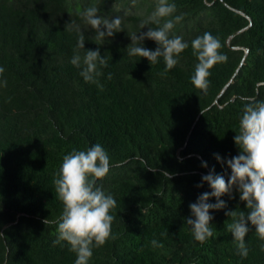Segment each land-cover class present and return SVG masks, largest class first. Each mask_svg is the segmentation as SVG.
I'll return each mask as SVG.
<instances>
[{
	"label": "trees",
	"instance_id": "16d2710c",
	"mask_svg": "<svg viewBox=\"0 0 264 264\" xmlns=\"http://www.w3.org/2000/svg\"><path fill=\"white\" fill-rule=\"evenodd\" d=\"M169 2L174 15L187 14L169 36L189 47L162 75V57L151 64L128 55L131 36L159 27L141 28L156 0H0V79L7 81L0 87V264H74L66 242L53 245L63 209L53 179L64 155L95 144L110 158L97 186L116 201L115 239L94 247L89 264H264V241L253 226L246 258L228 231L226 212L247 213L235 188L231 199L220 197L225 208L210 210L213 237L201 244L186 224L194 219L189 204L211 191L207 183L196 187L202 176L214 170L227 181L231 174L222 161L239 154L242 98L264 100V0ZM92 6L102 18L121 17L122 31L98 40L82 17ZM80 32L84 50L99 49L108 60L97 78L103 90L70 63L84 56L76 47ZM205 32L227 57L210 70L206 93L190 82L198 63L191 41ZM142 46L158 47L149 39ZM153 239L163 247L153 248Z\"/></svg>",
	"mask_w": 264,
	"mask_h": 264
},
{
	"label": "clouds",
	"instance_id": "9594fccd",
	"mask_svg": "<svg viewBox=\"0 0 264 264\" xmlns=\"http://www.w3.org/2000/svg\"><path fill=\"white\" fill-rule=\"evenodd\" d=\"M99 9L95 6L88 7L82 13L85 22L96 32L98 40L112 37L116 32L122 31L121 17L106 19L97 15ZM177 8L175 3L169 0H156L153 13L141 22V28L148 24H156L159 27L150 28L148 31L131 36V42L135 45L128 48V55L145 58L151 64H156L159 58H163L165 68L162 75L167 74L177 63V57L189 47L188 42L182 36H172L169 33L176 24L183 21L186 13L174 15ZM161 25V19H164ZM104 30H101V29ZM145 39L153 40L158 47L155 50L142 46ZM85 36L79 33L77 49L84 50ZM222 45L218 38L205 32L191 41L193 55L198 63L195 65L194 74L190 78L191 84L201 92L206 93L209 87L210 70L217 64L224 63L227 57L221 53ZM70 63L80 68V76L86 83H94L103 90L98 77L103 75L101 68L108 67V60L102 58L99 49L84 50L83 58L76 53ZM5 69L0 66V77ZM109 73L107 79H111ZM7 81L0 79V87H6ZM242 115L239 119V127L234 136V143L239 148V154L222 161L230 169L227 181L223 175H214L210 171L202 176L201 187L207 183L210 192H204L198 196L195 203L189 204L191 216L186 224L190 226L194 239L201 244L213 237L210 221L213 217L210 210H220L226 207V203L220 199L228 194L232 198L235 188L239 192L240 201L245 203L247 213L244 211H229L225 215L232 217L233 221L228 225V231L232 234L237 246V254L246 258L249 248L245 243V236L249 232V225L255 228L259 240L264 241V100H257L255 96L242 98ZM202 114V113H201ZM215 159L221 162L217 154ZM143 163L144 161L141 160ZM201 167H207L202 163ZM155 172L156 169H148ZM110 171V158L106 150L95 144L85 150L73 149L63 156L59 171L53 179L55 191L63 204L62 213L57 222V238L53 245L66 242L69 251L76 254L74 264H89L94 247L103 246L109 239H115L112 234V224L115 217L111 214L116 208V201L111 194H105L97 181L102 180ZM167 179L171 174L162 172ZM214 197L216 203H208ZM48 223L47 219L43 221ZM0 237H4L0 233ZM153 248H161L163 244L156 239L151 242ZM264 252V244L260 245Z\"/></svg>",
	"mask_w": 264,
	"mask_h": 264
}]
</instances>
